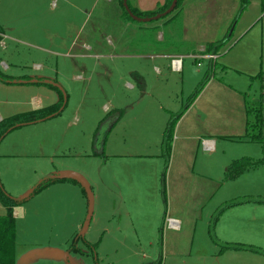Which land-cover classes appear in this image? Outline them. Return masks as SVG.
Segmentation results:
<instances>
[{"label":"rangeland","instance_id":"374dc122","mask_svg":"<svg viewBox=\"0 0 264 264\" xmlns=\"http://www.w3.org/2000/svg\"><path fill=\"white\" fill-rule=\"evenodd\" d=\"M69 2L0 0V71L15 81L25 80L24 75L45 80L59 87L64 96V108L57 118L23 127L2 141L0 153L15 155L0 160L2 184L10 192L14 183L22 182L15 191L20 198L28 196L41 179L73 178L83 186L55 184L22 206L18 244L31 248L38 245L33 251L47 254L39 257L45 264H95L87 243L97 245L100 264H159L153 258V248L160 254L162 223L170 205L166 184L170 156L161 157L163 166L157 164L154 173L155 162L127 154H157L171 120L167 110L180 113L187 108L207 75L239 92L245 107L246 102L254 104L259 99L264 85L261 0H249L244 10L241 0H183L180 16L168 26L165 18L149 23L128 20L121 7L112 8L106 0ZM186 3L192 6L183 15ZM179 13L177 10L171 14ZM100 16L106 18L102 20ZM120 17L131 27L125 39H119L123 46L117 48ZM199 30L202 37L197 39L203 41L205 49L204 59L196 61L184 54L195 48L192 42L186 46L185 40L195 39ZM163 35L170 41L161 43ZM224 39L228 43L220 49L219 57L212 62L206 59L207 45ZM157 50L184 54L180 57L182 70L175 72L169 61L161 64L148 57ZM140 52L147 58L120 57ZM214 64L218 69L213 72L210 68ZM142 77L146 79L144 86ZM7 93L0 92L3 116L35 108L31 104L34 94L26 96L14 90ZM40 97L44 108L60 100L56 91L44 92ZM216 99L222 103L220 115L229 117L228 122L234 126L222 122L219 127L220 134L230 136L218 135L219 155L228 157L230 163L229 170L221 168L218 172L221 188L210 208L216 207V214L226 204L250 202L229 206L219 215L217 243L209 232L199 229L193 244V252L198 255L183 257V263L174 264H264V203H260L264 201V111L257 124L247 105L242 134L231 119L237 99L227 90L219 91ZM116 110H124V118L109 133L103 148L95 147L99 122ZM253 124H257L253 132L248 131V125ZM106 130L104 126L103 132ZM238 132L240 137L236 136ZM27 152L29 157L24 155ZM133 161L151 165L148 171L133 177L134 185L147 181L151 186L144 193L145 205L135 208L138 214L132 212L141 218L136 225L127 219L131 205L123 204L121 197V193L125 197L128 193V174L122 171ZM193 162L194 173L206 172L201 168V156L194 157ZM154 181L160 183L153 190ZM121 217L125 219L119 231ZM242 217L247 221L246 230L230 229L228 233L224 221ZM73 242L82 253L71 251ZM228 244L244 250L223 251ZM206 249L210 251L205 255Z\"/></svg>","mask_w":264,"mask_h":264},{"label":"crops","instance_id":"0c3cea01","mask_svg":"<svg viewBox=\"0 0 264 264\" xmlns=\"http://www.w3.org/2000/svg\"><path fill=\"white\" fill-rule=\"evenodd\" d=\"M64 1L66 4L70 3L69 0H64ZM106 1H108L110 4L113 5L111 6L112 8L114 6H115L114 8L120 7L119 0H106ZM115 1H117V3ZM132 1L133 4L129 0V4L130 2L132 4V5L130 4L131 7L140 12H152L156 10L159 6L161 7L166 3V0H132ZM187 3L183 6V11H182L183 15L185 13V10L192 6L190 4L188 5ZM115 4H117V7ZM100 18L104 20L106 16H100ZM119 24H120V30L117 31L116 39L122 40L125 39L126 30H128L131 27V25L130 22L128 21L125 22L123 18L120 19ZM200 37H202V32L199 30L197 31L195 39L185 40V44L192 42V45H194L195 48L192 49V51L189 54L188 52H185L184 54H187L193 59H196L197 57H203L202 52L204 51L205 46L203 45L204 44L203 41H199V39H197ZM164 38L165 36L163 35V37H161L160 39L161 43L163 42L165 43L166 41H170L171 39V38L170 39H166V38L164 39ZM2 40L3 37H1L0 43L2 42ZM118 40H117L118 42L117 48H120L121 46H123V41L120 40L118 41ZM213 42H218V41H214V40L211 41V43ZM187 45L189 44H186V46ZM86 48L87 50L91 51L90 47L86 46ZM184 54H175L171 52L157 50L155 54H152V56H148V57H150L153 60L159 61L161 64H164V62L169 61L170 69H172L171 62L174 59H181L180 57ZM128 55L133 56L135 58L145 57V54H143L142 52L136 54H121L120 57L124 58V56H128ZM204 56H206L205 57L206 59L210 57V55H204ZM208 60L212 62L211 59L208 58ZM0 73L6 77V80L4 82L0 81V92L6 91L8 92L7 94H11L10 92L14 90V92H16L17 94L19 93L26 96L27 95L30 96L34 94L33 97H31L34 100L31 102V104L35 108L33 110H29L26 112L44 108L40 97L42 94H44V92L56 91L60 96L59 98L60 100L57 103H59L62 98L64 100L62 90L59 89V91H57L56 88L59 87L45 80L42 81L39 78L32 79L30 78V76L24 75V77H26L25 80L15 81L16 79L13 80L14 78H11V76H6L1 71ZM142 78L143 81L141 82L142 85L144 86L146 79L144 77ZM43 79H46V76H44ZM128 86L133 90L135 89V87L132 84H128ZM228 87L231 86H228L225 83L220 82L219 80L217 81L216 79L211 78L206 88L203 90V92L189 106L188 110L185 112V114L179 119V121L176 124L172 147H171L170 163L166 175V184L169 190L170 205L167 207V211L165 212V217L162 223L163 240L161 244L160 254L156 253L157 250L153 248L155 250L153 252L154 253L153 258L154 260H157V263L159 264H170V263L174 264L175 262L183 263L181 258L186 256L188 258H192L194 255H198L197 252L196 254L193 252V244L195 241L197 231L202 228V230H204L206 234L209 232L212 216L214 215L215 213L214 210L216 208L215 207L214 210H212L210 207L211 204L215 202V197L219 192V189L221 188V184H220L221 175L218 174V172L221 168L227 170L228 164L230 163L229 160L227 159L228 157L221 158L219 155L220 153L218 150L219 143L217 140V137H219L218 135L224 137H230L228 135L220 134L221 132L219 130V127L222 124V122H224L225 125L228 127L234 126L233 124L228 122L230 120L229 117H222L220 115V111L222 109V103L219 102L218 99H216V95L218 94L219 91L227 90L237 99L236 100L237 102H235L234 105L235 111H233V116L231 119L235 121L236 127L239 129V131L242 134L244 133V130H242V128L243 127L245 128L244 117L246 116V107L244 106V103H242L244 99L241 97L240 94H238L239 92L236 93V90L234 88H233L234 89L233 92V89H228ZM210 92L213 93L210 95V97H208ZM26 112H22V113H26ZM167 113L170 117L178 114L170 110H167ZM4 115L6 116L0 114V121L17 114L11 116H8L7 114ZM124 116H125V111L123 117L115 125V127H117V125L121 123ZM33 126H38V125H33ZM115 127L112 130H114ZM227 133L228 131L225 132V134ZM239 135H240L239 132L236 133L237 137H240ZM2 143L3 142L0 143V148ZM161 148L158 149L157 154H155L154 152H136L127 155L131 156L132 158H139V160H147L150 162H155V164H153L154 166L153 170L155 173L157 169V164L159 165L161 164L163 166L161 159V157L163 158V154ZM24 155L26 157H29V155L31 154L27 152ZM197 155L199 157L201 156L203 160V165L201 168L204 169V171H206L201 174L194 173L193 160L194 157H197ZM14 156L15 155L2 152L0 153V160H2L1 162H3L4 158L14 157ZM151 157L154 158L150 159ZM154 159H156V161H151ZM133 162L134 163H130L129 165H126L125 166L126 169L122 171V174L124 171H126L128 174V182H127L128 193L126 197L124 194L121 193L122 195L121 197L123 204L127 205V202L130 203L132 211H127L128 213L127 219L131 220L136 225V221H140L141 218H139L137 215H134L132 212L138 214L139 211H136L135 208L139 207L140 205H145V201L143 200L144 193L151 186L147 181H140L137 185H134L133 177L135 175L137 176L141 175L143 171H148V168L151 165L144 162H140V163H136V161ZM6 174L8 176V173ZM43 180L41 179V181ZM158 183H160V181H154L152 183L153 190L158 186ZM20 184H22V182L20 181L14 183V185H12L13 189L10 192L6 188L5 184L3 185H4V189L7 190L6 192H8L10 196L17 199H21L20 198L21 196L15 194L16 193L15 191L18 190ZM19 209L21 208H17L13 212V216L16 222V247H15L16 264H45V262L42 261V259L39 260V257H44L47 254L46 253L37 254L38 251L36 252L33 251L35 248H38V245L33 246L34 248H31L28 247L29 245L27 246L26 244L23 243L18 244L19 219L20 217H22L21 214L19 213ZM6 214H7L6 208L0 203V218L6 216ZM124 219L125 217L124 218L121 217L120 219V222L118 224L119 231H121L120 229L122 227L121 225ZM170 220L176 221L177 226L175 227L169 226L168 222ZM220 222L221 220L219 219V221L216 224L215 233L217 234H218L217 230L219 229ZM224 222H226L228 233H231L229 231L230 229H233L235 231L246 230L245 228L246 227L245 224L247 223L246 218L243 217L240 219L228 218ZM186 242H188V245H184V243ZM152 246H154L153 243ZM208 251L210 250L206 249L205 253L203 251L202 252L206 255ZM48 253L51 254L50 251H48ZM33 257H38V259L37 258L33 259ZM147 261H152V260L147 259ZM52 264H60V263L56 262Z\"/></svg>","mask_w":264,"mask_h":264},{"label":"trees","instance_id":"16d2710c","mask_svg":"<svg viewBox=\"0 0 264 264\" xmlns=\"http://www.w3.org/2000/svg\"><path fill=\"white\" fill-rule=\"evenodd\" d=\"M183 0H178L177 1V5L176 8L174 10V12H176L177 10H180L179 14L176 15H168L167 17H165V19H167V21H165V26L171 24L175 19H178V17L181 14V2ZM173 0H166V3L163 6H159L156 10L152 11V12H140L138 10H135L134 8L131 7V5L129 4V7L132 11V13L142 19H146V18H153L156 17L158 15L163 14L164 12H166L172 5ZM242 3V10L246 9L248 4H249V0H241ZM119 5L122 8L124 15V18H129L128 20H132L134 21L126 12L125 8L123 7V0H119ZM261 8L262 11L264 12V0H261ZM126 16V17H125ZM2 30L0 29V41H1V37H2ZM228 37V36H227ZM224 39L223 41H219L217 43H211L207 45V49L205 51V55H210V56H218L220 54V49L222 47H224V45H226L228 43V41ZM218 54V55H217ZM214 68H210V70H214L216 71L218 69L217 64H214ZM210 72V71H209ZM214 77V75H213ZM260 79L262 80L261 77H263L262 74H260ZM212 77L210 75H207L204 82L202 84H200L199 88L197 89V91L195 92V94L192 96L188 107L198 98V96L200 95V93L203 91V89L206 87V85L208 84V82L210 81ZM6 77L3 76L0 73V81H5ZM220 82H222L221 80H219ZM57 91H59V88H56ZM63 98L61 99V101L55 105H52L50 107L47 108H43V109H37L34 111H30V112H26V113H21V114H17L14 115L12 117L6 118L2 121H0V143L6 138V136H8L10 133L19 130L23 127L26 126H30L36 123H40L43 121H47L50 120L54 117H57L61 114V112L63 111L64 108V103H63ZM246 107L248 105V108L250 107V112L247 111L248 113L252 116H255L256 118V122L258 124V122H260L263 118V111H264V85H261L260 88V97L259 99L254 103V104H250L248 102H246ZM188 107L183 109L180 113H178L177 115H173L171 116V120L169 121L167 128L164 132L163 135V141H162V151H163V156L167 159H169V156L171 154V145L173 142V137H174V130L176 127L177 122L179 121V119L185 114V112L188 110ZM124 115V111L123 110H116L114 112L109 113L98 125L97 130L95 131V147L100 146L103 148V145L105 144V139L107 138V136L109 135V133L112 131V129L115 127V125L121 120V118ZM256 125H248V131L253 132L254 128L257 126ZM106 127L107 130L105 132H103V127ZM240 139H243L242 137ZM260 140V139H259ZM255 141V140H253ZM229 170V169H228ZM59 183H70V184H74V185H78L80 187L82 186V183L79 180L73 179V178H48L45 179L43 181H41L39 184H37L34 189L32 190V192L21 199H17L14 198L12 196H10L6 190L4 189V185L2 184V181L0 179V203L6 208L7 210V214L4 217L0 218V264H16V260H15V255H16V222L13 216V212L15 209L17 208H21L22 206H24L25 204H27L34 196H36L37 194H39L41 191L49 188L50 186H53L55 184H59ZM165 183V177L163 180V184ZM84 195H86V192L84 190ZM247 202L250 201H240V202H236V203H231L229 205H225L223 206L216 214H214L212 216V220H211V224L209 227V235L210 238L214 241V243H217L216 240V236H215V227L216 224L219 220V215H221V213L224 212V210L228 209L229 206H234V205H238V204H245ZM260 203H264V201H260ZM73 249H71L72 252L75 253H82V251L80 249L75 248L74 246V242H73ZM87 246L89 247V250L91 251L93 257L95 258V264H100V261L98 259V255H97V245H91L89 243H87ZM223 251L224 250H228V249H238V250H244L243 247L236 245V244H228L226 246L222 247ZM70 251V252H71Z\"/></svg>","mask_w":264,"mask_h":264},{"label":"water","instance_id":"95a60500","mask_svg":"<svg viewBox=\"0 0 264 264\" xmlns=\"http://www.w3.org/2000/svg\"><path fill=\"white\" fill-rule=\"evenodd\" d=\"M177 1L178 0H173V3L171 5V7L166 11L164 12L163 14L161 15H158L156 17H153V18H146V19H142V18H139L137 16H135L130 7H129V0H123V7L125 8L126 12L128 13V15L135 21V22H140V23H149V22H152V21H157V20H160L161 18H165L167 17L168 15H170L171 13H173V11L175 10L176 8V5H177Z\"/></svg>","mask_w":264,"mask_h":264},{"label":"built area","instance_id":"2783aa9c","mask_svg":"<svg viewBox=\"0 0 264 264\" xmlns=\"http://www.w3.org/2000/svg\"><path fill=\"white\" fill-rule=\"evenodd\" d=\"M263 18H264V14H263ZM202 58L204 59V57H197L195 60L198 61V60H201ZM208 58L211 59V60L217 59L216 56H210ZM182 64H183L182 63V59H174L171 62V67H172L173 71L180 72L182 70ZM198 64H200V63H198ZM168 225L172 226V227H175V226H177V222L173 221V220H170L168 222Z\"/></svg>","mask_w":264,"mask_h":264}]
</instances>
